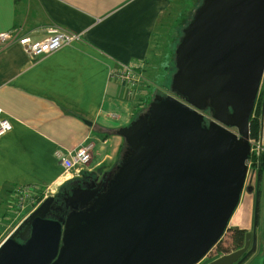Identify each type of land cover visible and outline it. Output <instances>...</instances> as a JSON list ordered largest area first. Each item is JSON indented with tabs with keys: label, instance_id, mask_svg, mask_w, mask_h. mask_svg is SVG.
Returning <instances> with one entry per match:
<instances>
[{
	"label": "water",
	"instance_id": "95a60500",
	"mask_svg": "<svg viewBox=\"0 0 264 264\" xmlns=\"http://www.w3.org/2000/svg\"><path fill=\"white\" fill-rule=\"evenodd\" d=\"M174 53L169 93L115 131L125 144L117 164L72 190L63 219L48 218L54 197L45 198L0 244V264H199L244 191L255 194L251 232L207 264L254 254L259 181L256 190L245 181L264 78V0H202Z\"/></svg>",
	"mask_w": 264,
	"mask_h": 264
},
{
	"label": "crops",
	"instance_id": "0c3cea01",
	"mask_svg": "<svg viewBox=\"0 0 264 264\" xmlns=\"http://www.w3.org/2000/svg\"><path fill=\"white\" fill-rule=\"evenodd\" d=\"M183 2L187 1L177 4ZM170 3L0 0V34L15 29L40 41L46 36L44 29L56 27L80 35L78 41L35 61L17 43L0 47V117L11 124L0 138V202L15 190L58 188L71 180L58 156L85 144L93 145L88 172L116 164L125 144L115 131L126 126L144 102L127 100L124 89L110 79V71L118 65L133 66L140 68L144 80L152 79L145 66L155 55L156 31L170 12ZM246 195L250 202L243 203L242 193L230 229L252 230L255 196ZM255 233L256 250L249 261L264 264V172Z\"/></svg>",
	"mask_w": 264,
	"mask_h": 264
},
{
	"label": "rangeland",
	"instance_id": "374dc122",
	"mask_svg": "<svg viewBox=\"0 0 264 264\" xmlns=\"http://www.w3.org/2000/svg\"><path fill=\"white\" fill-rule=\"evenodd\" d=\"M183 0H171V10L168 14H166L163 18V23L160 25L159 29L156 31V36L154 38V41L156 42L155 48L152 50V54H155L153 56V59L147 60V65L145 68L147 69L146 75L151 80H145V82H142L140 86H144V92L142 95L139 94L140 90L143 88L140 87L138 91L134 93L133 97V103L140 102L143 104L144 107L142 110L143 113L147 109V105H149L146 101H149V99H153L155 95H158V93L166 95L169 93L170 85H171V78L172 75L175 72V49L177 47V42L179 40V36L181 35L183 28L182 25L185 24L187 21V18H189L190 14L188 12H192L193 9L201 3L202 0H185L186 3L183 2L182 6H179L177 2H180ZM183 8H186L184 11L187 13L186 18H184V22L182 23L181 18V11ZM181 13V14H180ZM18 19H21L20 13H18ZM181 20V23H180ZM19 36L20 35L19 30L17 31ZM171 54V57H170ZM165 57H170V59H166ZM165 58V59H164ZM150 70V71H149ZM141 72V70H140ZM264 80V78H263ZM151 83V85L149 84ZM159 86V90L154 89L155 86ZM142 101V102H141ZM152 101V100H151ZM150 101V102H151ZM138 117V116H137ZM132 119L127 123H131ZM126 125V126H127ZM125 127V126H124ZM125 148V145H124ZM125 150V149H124ZM121 151V150H120ZM120 153V152H119ZM117 164V163H116ZM113 166L106 167V170L111 169ZM86 171V170H84ZM82 171V172H84ZM87 172V171H86ZM250 173L248 174L250 176ZM79 175L74 176L73 178H77ZM72 178V179H73ZM49 191L43 190L45 193H51L54 195L58 188L54 187L52 189H48ZM38 191H36L37 194ZM33 192L31 194L29 193H23V192H15V193H8L2 197V201L0 202V244L4 241V239L13 232V230L22 222V220L27 217L30 213V209L32 207V204L34 201L36 202L37 197L35 195L33 196ZM27 195V196H26ZM243 203L250 202V197L246 195V192H243ZM19 199L23 200V204L21 207L17 206V201ZM36 208V207H35ZM34 208V209H35ZM33 209V210H34ZM30 212V213H29ZM237 215V214H236ZM233 223L235 222V218H233ZM231 225V224H230ZM234 225V224H232ZM231 225V227H232ZM230 233H226L222 240L219 242V247L228 246L230 243ZM255 259V258H254ZM204 260L200 264H207ZM251 260L249 259L244 264H250Z\"/></svg>",
	"mask_w": 264,
	"mask_h": 264
},
{
	"label": "built area",
	"instance_id": "2783aa9c",
	"mask_svg": "<svg viewBox=\"0 0 264 264\" xmlns=\"http://www.w3.org/2000/svg\"><path fill=\"white\" fill-rule=\"evenodd\" d=\"M44 32L46 33V36L44 39L40 41H34L27 35L19 36V34L17 33V30H12L7 33H1L0 34V47L7 43H17L20 47H22L24 53L27 55L29 60L35 61L46 55L54 53L58 51L59 49H61L62 47L70 45L73 42H76L80 39V35L67 33V32L61 31L60 29L56 27H48L47 29H44ZM110 79L114 83H116L119 87L124 89V95L127 98V100H133L134 93L138 91L140 87L143 88L142 90H140L141 93L145 88L144 86H140L142 82H145V80L143 79L140 73V68H136L133 66H124V65L116 66L110 71ZM255 112H256V107L252 113L251 118L255 117ZM198 113L203 116L206 124L213 121L211 116L208 113H205V112H198ZM10 130H11V124L9 123V121L5 118L0 117V138H2ZM230 131H232L233 133H236L234 130H230ZM249 143L251 146L249 157L251 158H249L246 161V165H247L246 180H247L248 174L250 173L251 168L255 169L252 167V160H251L252 156L253 155L258 156L259 153L262 151V148H263L262 134H260V136H258L257 138L249 137ZM92 149H93V145L92 143H89V144H85V145L78 147L74 151L68 152L67 155L65 156H62V155L58 156V162L60 166L62 167L65 176L70 175L71 178H73L74 176L80 175V173L84 170L88 172L87 166L89 165V162H90V153ZM36 191L37 190L32 191L31 189L27 188L25 190H19V191L15 190L14 193L23 192V193L31 194V192H33L34 193L33 196H34L36 194ZM46 191H49V190L46 189ZM50 195L52 196V194L49 192L45 194L43 192L42 200L37 204H35L36 203L35 201L31 204L32 205L35 204V207H37L45 198L49 197ZM16 203L18 207H21L23 204V200L19 199ZM228 232L229 230L226 231L225 234ZM219 242L216 245H218ZM216 245L205 256V258L202 259L200 263H202L204 260H206L207 262L214 261L215 259L224 255V254L220 255L217 253Z\"/></svg>",
	"mask_w": 264,
	"mask_h": 264
},
{
	"label": "trees",
	"instance_id": "16d2710c",
	"mask_svg": "<svg viewBox=\"0 0 264 264\" xmlns=\"http://www.w3.org/2000/svg\"><path fill=\"white\" fill-rule=\"evenodd\" d=\"M202 3V2H201ZM199 2V4L195 7V9H193V11L191 12H188L190 14L189 18H187V21L185 22L184 25H182V28L184 29L186 27V25L192 20L193 16H194V13L196 11V9L200 6L201 4ZM185 11V10H184ZM182 12L181 14V18H182V23L184 22V18H186V14L185 12ZM180 23H181V20H180ZM15 30V29H14ZM182 36V33L181 35L179 36V39L181 38ZM179 42V40H178ZM177 42V44H178ZM263 92H264V80H263V83L261 85V90L259 92V96H258V99L256 101V112H255V117L254 118H250V121H249V137L250 138H257L258 136H260V134H262V137H263V148H262V151L259 153L258 156H255L253 155L252 156V167L253 168H256L258 167V172H259V176L262 175V173L264 172V125L261 126V123H260V118H261V104H262V98H263ZM159 95H163V94H160L158 93ZM152 100L149 99V101H146L148 104L150 103V101ZM148 106V105H147ZM144 110H141V111H138L134 114V116L132 117V121L135 120L137 118V116H139L140 114L143 113ZM124 147L123 149H121L120 153H119V156H118V160L122 157L123 153H124ZM251 158V157H249ZM107 166H102V167H98V169H96L95 171L93 172H81L79 176H91L95 173H101L103 170H106ZM78 178V177H77ZM77 178H73L65 183H63L61 186L58 187V190H57V199L59 200L60 199V194L59 193H63L65 190H67L69 187H70V184H72V181L76 180ZM35 197H37L36 199V203H39L42 198H43V189L42 190H39L37 192V194L35 195ZM59 197V198H58ZM35 204L32 205V207L30 209H33L35 207ZM63 210V208H62ZM56 216H58V218L60 217L59 214L57 215H53L51 216L49 219H53V220H56ZM54 217L56 219H54ZM229 232H230V243L229 245L227 246H224L223 248L222 247H219V244L216 245V250H217V253L218 254H228L232 251H236L238 249H241L242 246H243V242H244V236L246 234L245 231H242V230H238V229H229Z\"/></svg>",
	"mask_w": 264,
	"mask_h": 264
},
{
	"label": "flooded vegetation",
	"instance_id": "af4514ba",
	"mask_svg": "<svg viewBox=\"0 0 264 264\" xmlns=\"http://www.w3.org/2000/svg\"><path fill=\"white\" fill-rule=\"evenodd\" d=\"M109 170H103L101 173L100 172L95 173L91 176H82V177L78 176V178L76 180L72 181V184H70V187L67 190H65L62 194L59 193L60 194L59 200L57 199V193L52 195L54 197V201L52 203L53 208H52V211L49 213L48 218H50L53 215L59 214L60 217L58 218V216H56L57 219L55 217H54V219H56V220L63 219L70 210V208L68 207V204H66V202H65V199L71 195L72 190H74L76 188H82L83 189L91 183L100 182L102 175L104 173L108 172ZM250 171H251V174H250V176L249 175L247 176V180L245 182V185L246 186H252L254 188V190H256L257 180L259 181L258 187H260V176L258 175V167H256L255 169L251 168ZM254 196H255V194H254ZM258 196H259V189H258ZM62 208H63V210H62ZM209 262H211V261H208L207 263H209Z\"/></svg>",
	"mask_w": 264,
	"mask_h": 264
}]
</instances>
